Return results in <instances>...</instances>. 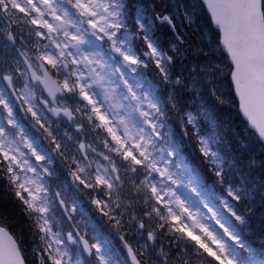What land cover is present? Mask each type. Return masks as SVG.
Here are the masks:
<instances>
[{
  "label": "clouds",
  "instance_id": "1",
  "mask_svg": "<svg viewBox=\"0 0 264 264\" xmlns=\"http://www.w3.org/2000/svg\"><path fill=\"white\" fill-rule=\"evenodd\" d=\"M171 3L0 0V234L19 264H264V134L193 0Z\"/></svg>",
  "mask_w": 264,
  "mask_h": 264
},
{
  "label": "water",
  "instance_id": "2",
  "mask_svg": "<svg viewBox=\"0 0 264 264\" xmlns=\"http://www.w3.org/2000/svg\"><path fill=\"white\" fill-rule=\"evenodd\" d=\"M218 5L217 15L226 16L232 21V47L238 51L243 58L245 75L252 80L264 72V22L261 13V0H215ZM211 17L214 27L220 31L221 45L224 52L229 56L235 71H238L237 64L233 59V51L225 43V32L218 22L216 15L208 7V0L204 3ZM234 80V79H233ZM236 83V80H234ZM235 95L239 101V95L235 89ZM240 103V101H239ZM13 244L9 235L0 234V243L5 242L4 238ZM0 262L5 264L4 250L0 247Z\"/></svg>",
  "mask_w": 264,
  "mask_h": 264
},
{
  "label": "snow or ice",
  "instance_id": "3",
  "mask_svg": "<svg viewBox=\"0 0 264 264\" xmlns=\"http://www.w3.org/2000/svg\"><path fill=\"white\" fill-rule=\"evenodd\" d=\"M208 7L216 15L225 32V43L229 46L230 51H233V59L238 68V71L233 73V79L236 80V91L239 95L240 108L261 134H264V72L252 80L245 75L243 58L232 47V21L226 16L217 15L218 5L215 0H208ZM4 240L5 242L0 243V247L4 250L5 264H19L15 245L8 241L6 236ZM55 264H59V262L57 261Z\"/></svg>",
  "mask_w": 264,
  "mask_h": 264
},
{
  "label": "trees",
  "instance_id": "4",
  "mask_svg": "<svg viewBox=\"0 0 264 264\" xmlns=\"http://www.w3.org/2000/svg\"><path fill=\"white\" fill-rule=\"evenodd\" d=\"M183 5L185 8L189 7V0H172L171 7H175L177 9V15H179V9ZM192 6L195 8L196 11V27H197V35L201 36V38H209L210 41V47H211V55L212 58L218 61L220 64L228 68V60L227 57L222 53L221 48L219 46V36L218 32L212 27L210 18L208 17L203 5L199 2V0H193ZM21 11V10H19ZM3 24L0 22V27H2ZM178 30L183 27L182 23H178L177 25ZM149 33L152 36L154 40H156L161 47H166L167 43L169 42L171 38V31L168 29L166 25H157V26H149ZM187 35V32L185 33ZM208 46V45H206ZM227 76H225L224 83L226 84ZM229 95L231 96V92H229ZM233 103L236 102L235 97H232ZM235 119H239V115L235 114ZM202 128L203 130L209 132L211 134L212 127L210 123L207 120V116L205 114L204 117H202ZM214 139V137H213ZM192 162L198 163L196 158L190 157ZM225 164L227 165V161H225ZM199 166V165H198ZM201 170L202 169V166ZM233 167H235L233 165Z\"/></svg>",
  "mask_w": 264,
  "mask_h": 264
},
{
  "label": "rangeland",
  "instance_id": "5",
  "mask_svg": "<svg viewBox=\"0 0 264 264\" xmlns=\"http://www.w3.org/2000/svg\"><path fill=\"white\" fill-rule=\"evenodd\" d=\"M17 7H19V5H17ZM74 252H75V250H73ZM105 252V251H104ZM105 255H107L106 253H105ZM240 259V258H239ZM242 260V259H241ZM245 264H255V263H249V262H246L245 261Z\"/></svg>",
  "mask_w": 264,
  "mask_h": 264
}]
</instances>
